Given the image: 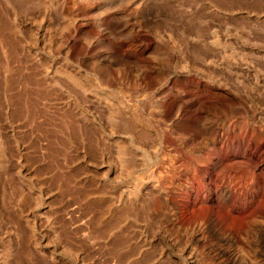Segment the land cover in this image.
<instances>
[{"label": "rangeland", "instance_id": "rangeland-1", "mask_svg": "<svg viewBox=\"0 0 264 264\" xmlns=\"http://www.w3.org/2000/svg\"><path fill=\"white\" fill-rule=\"evenodd\" d=\"M0 15V264H264V0Z\"/></svg>", "mask_w": 264, "mask_h": 264}, {"label": "bare ground", "instance_id": "bare-ground-1", "mask_svg": "<svg viewBox=\"0 0 264 264\" xmlns=\"http://www.w3.org/2000/svg\"><path fill=\"white\" fill-rule=\"evenodd\" d=\"M0 16H2V15H0ZM82 84H83V83H82ZM83 85H84V84H83ZM0 148H1V147H0ZM121 153H122V152H121ZM129 163H130V162H129ZM142 210H143V209H142ZM211 227H212L213 230H215V229H216V224H215L214 222H211ZM221 254L224 255L225 252L222 250V251H221ZM163 256H164V255H163ZM223 257H224V256H223ZM223 257L221 256V259H222ZM231 257H235L234 254H231ZM231 257H230V258H231ZM221 259H220V260H221ZM228 260H229V259H228ZM149 264H150V263H149ZM219 264H220V263H219Z\"/></svg>", "mask_w": 264, "mask_h": 264}]
</instances>
